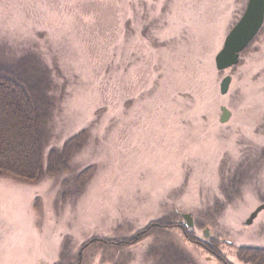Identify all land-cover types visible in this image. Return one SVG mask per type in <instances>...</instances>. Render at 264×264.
Wrapping results in <instances>:
<instances>
[{
	"label": "rangeland",
	"instance_id": "rangeland-1",
	"mask_svg": "<svg viewBox=\"0 0 264 264\" xmlns=\"http://www.w3.org/2000/svg\"><path fill=\"white\" fill-rule=\"evenodd\" d=\"M247 1L0 0V65L50 98L46 151L83 130L59 174H0V264H264V209L245 224L264 203V22L214 61Z\"/></svg>",
	"mask_w": 264,
	"mask_h": 264
},
{
	"label": "trees",
	"instance_id": "trees-1",
	"mask_svg": "<svg viewBox=\"0 0 264 264\" xmlns=\"http://www.w3.org/2000/svg\"><path fill=\"white\" fill-rule=\"evenodd\" d=\"M11 67L0 65V174L35 182L67 169L66 160L73 145L82 138L83 130L68 138L61 148L46 151L49 95L42 93L43 85L40 88L21 69ZM83 174L87 175L86 170L66 179L64 187L76 184L79 190ZM91 243L93 240L87 245Z\"/></svg>",
	"mask_w": 264,
	"mask_h": 264
},
{
	"label": "water",
	"instance_id": "water-1",
	"mask_svg": "<svg viewBox=\"0 0 264 264\" xmlns=\"http://www.w3.org/2000/svg\"><path fill=\"white\" fill-rule=\"evenodd\" d=\"M264 22V0H248L245 9L226 35L222 48L215 55L214 61L217 70H225L239 61L240 53L257 35ZM231 81L230 76H225L220 82V93L227 92ZM222 114L220 122H225L230 112L225 108H220ZM264 209V203L259 205L249 216L245 224H250L256 215ZM183 226L187 230L194 228V223L189 213L181 214ZM208 235L207 230L204 231Z\"/></svg>",
	"mask_w": 264,
	"mask_h": 264
}]
</instances>
